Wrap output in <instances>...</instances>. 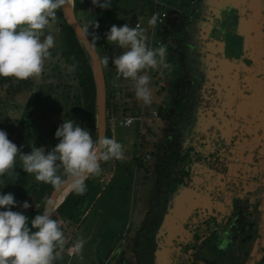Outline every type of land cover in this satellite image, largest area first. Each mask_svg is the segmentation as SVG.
Instances as JSON below:
<instances>
[{
  "label": "rangeland",
  "instance_id": "1",
  "mask_svg": "<svg viewBox=\"0 0 264 264\" xmlns=\"http://www.w3.org/2000/svg\"><path fill=\"white\" fill-rule=\"evenodd\" d=\"M70 1L72 2V0ZM122 2L123 6L121 10L127 13L125 15L118 14L115 21L108 22V31L112 25L119 27L125 23L129 24L131 27H135L136 20L144 17V9H146L148 0H122ZM158 2L161 4L162 8H160L164 10L168 16L173 18L172 27L169 31L170 35H168L169 44L164 41V46H166L167 49L165 62L170 65V68L160 66L157 69H152L156 74L152 77L148 85L151 91V104H145L142 100H138L135 93L132 92L134 91L132 81L126 80L122 76H120L122 77L121 81L117 79L112 80V83L109 84L110 86H107V94L109 96L112 93V103L114 102L120 105L119 110H123V107L128 108L132 111V113L129 114L133 115L137 107H143L144 118L141 123L140 121H135L130 127L115 125L114 133H111V138H115L123 145L125 158L124 160L112 159L107 162H101V174L99 176H89L85 179L86 189L89 193L96 194V197L91 201V206L85 220L76 226L66 225L63 231L72 244L78 238H83V248L78 253L76 252L73 257H67L62 264H97L102 259L106 261L104 264H155L153 260L154 256L156 261L158 260L156 264H166L164 262V259L167 258L166 253L170 254L168 258L169 264L171 261L174 262V264H199L192 260V250L195 251V253L197 252L196 255L198 258L203 259L206 264L210 262L214 264H245L247 260H245L244 255L249 254L250 256L252 252L250 244L246 245L240 242L243 237L237 235V228H234L232 225L233 221L229 220L228 222L217 218L213 209L208 210L206 214L204 212H199V210L193 217L190 215L186 216L184 221L180 219L176 220V223L184 225V228L186 227V231L191 236L185 242L186 244H181L178 248V243L184 242V238L188 237L186 236L187 232L180 234L182 230H180L179 225H174V230L169 231L165 224V220L168 213H170L171 203L177 201V197L181 192L188 189V186L185 185L183 189L181 184H178L179 180L174 179L173 174L170 176L164 171L162 175L153 167L152 163L154 159L149 164L150 173H148V180L146 182L143 183L142 181L145 176L143 171L144 168L141 169L139 173L135 171V165L132 159H134L135 155L139 152L136 151V145L137 142H139L138 139H140V136H143L142 139L145 142L144 146L140 145V148H142L140 154L144 155L152 142L158 144V139L164 140L161 135V130L168 121V112L171 111V113H174L178 111L177 108L173 107L178 101L179 96L176 93L174 82V78L178 75V68L173 61L172 47L174 46L175 40L179 42L181 39V33L175 28V25L178 21L180 23L182 11L191 8V4L190 0H158ZM59 17L58 15L57 20ZM232 18L230 24L226 21L222 26L224 28L231 27L234 29L236 19L234 20V16ZM145 19L146 18H144V20ZM57 20L55 23L50 22L49 28L45 30L46 34L50 31L55 40L57 38ZM144 20L143 25L145 24ZM143 25L141 27L142 29L144 27ZM216 34H219V31ZM225 35L227 37L226 39L230 40L231 48L234 49L235 42L233 38H236V36H232L233 34L231 32L225 33ZM191 42V47L194 46L197 49L203 45H201L199 41H195L193 44ZM109 47L110 53L107 56L110 58V70L112 73L114 71L117 73L115 66L112 64L111 57L120 55L125 49H121L117 45L112 44H109ZM53 48L50 49V57L44 62L43 74L38 78L33 77V90L36 91L40 89L42 93L35 99L30 96L34 91H26L20 94L16 99L19 106L29 102L31 114L27 116V118L31 119L32 117L41 123L43 121L48 124L49 127L59 122L60 114L57 100L55 101L52 97L49 99L45 96V87L51 80L49 77L47 78L45 74L55 73L61 69V65L57 61V55H53ZM195 52L197 54V51ZM52 69H54V71ZM150 74L152 75L153 73L151 72ZM118 76L117 73V77ZM114 84L117 85L116 88L113 87ZM130 92L133 96L129 95ZM164 108L165 113L163 117ZM11 109L12 107L1 108L0 119L4 117H20L22 112L21 109L19 111ZM152 111H156L158 117H153ZM135 115L140 116L141 112ZM189 125L191 128L190 133L193 134L192 132L194 131L196 123L192 121L189 122ZM107 128H110L109 117L107 120ZM52 133L53 130L50 128L48 134L51 135ZM52 136H55V134ZM52 142L58 144L59 139L55 136ZM144 142H142V144ZM246 148L247 144L239 145L240 151L238 152V155L242 157L240 162L242 165H245L241 166L244 168L243 172L245 174L249 172L250 167L247 166V164L251 161V159H244L242 156ZM150 149L152 151L155 150L154 147H150ZM260 150L264 151V145L259 148V151ZM258 159L259 161H257V163H264L259 156ZM172 162H174V160H172L171 157L170 163ZM151 172H155L156 176ZM243 172L235 176L239 186L247 183V175L243 176ZM181 173L184 175V170L176 171V176H181ZM259 178H263V176ZM257 183H259V180ZM230 188L232 189V187ZM233 189L237 188L233 186ZM208 190L210 191V189ZM241 191L244 190L241 189ZM263 192V187L258 188L255 192L251 193L249 197H244L243 200H246L249 206L253 205L251 207L252 209H244L234 202L235 208L233 209L236 211L235 214L242 209L241 213H245L246 219H252V217H250L251 214L256 218L259 224L260 218H257L258 215L255 213V207L256 205L260 206ZM63 196L64 195L59 198V202L62 201ZM163 199L166 200L165 203H163ZM227 200L228 199L225 200V204ZM168 201L171 202L167 205ZM215 201L216 203L221 202L218 198L215 199ZM213 206L215 207L216 204ZM222 208L225 209V206L220 204L217 212L222 213L224 210ZM128 227L129 231L126 233ZM122 231L126 233L125 238L123 236L121 237ZM222 243L226 244V247L223 249L219 247ZM157 244H159L158 247L164 249L159 250L157 252L158 255L156 253ZM108 245L109 249L112 250V255L106 259L108 257ZM180 249L181 255H178ZM160 252H163L164 258L163 256L161 257ZM104 254L105 258H103Z\"/></svg>",
  "mask_w": 264,
  "mask_h": 264
},
{
  "label": "clouds",
  "instance_id": "2",
  "mask_svg": "<svg viewBox=\"0 0 264 264\" xmlns=\"http://www.w3.org/2000/svg\"><path fill=\"white\" fill-rule=\"evenodd\" d=\"M68 0H0V77H15L25 80L40 77L44 62L50 57L55 46L54 36L46 29L50 22L57 20V11L67 5ZM92 4L102 9L111 7V0H92ZM157 14H153L148 24L155 27ZM99 28L96 21H90L82 31L89 27ZM107 42L125 49L120 55L111 57L112 64L119 76L131 80L138 100L151 104V91L148 87L150 76L141 74L146 69L162 66L170 68L165 62L166 46L150 48L145 30L125 23L112 25L105 33ZM100 37L93 34L92 42ZM105 55L101 63L109 64ZM76 65L68 66V71H75ZM59 143L45 153V148L32 147L30 154H23L4 130H0V176L15 169L19 157L23 170L34 174L38 182L50 184L55 189L69 187L77 194L86 191L85 179L101 174V162L112 159L124 160L123 145L115 138L100 136L93 140L92 134L74 121L64 120L55 132ZM52 200L46 201L42 214L31 221L17 211L10 210L16 205L12 193L0 194V264H54L62 259V253L68 244V238L61 230L60 223L52 218L50 207ZM23 208L30 205L23 203ZM83 238L73 242L75 251L82 250ZM221 249L226 244L219 245Z\"/></svg>",
  "mask_w": 264,
  "mask_h": 264
},
{
  "label": "trees",
  "instance_id": "3",
  "mask_svg": "<svg viewBox=\"0 0 264 264\" xmlns=\"http://www.w3.org/2000/svg\"><path fill=\"white\" fill-rule=\"evenodd\" d=\"M101 3L104 0H100ZM149 15L154 13L152 7L156 4L155 0H148ZM76 20L83 29L90 21H96L99 24V28L89 27L88 32H84L90 43L92 42L93 34L100 38L91 43L102 61L105 55H109L110 47L107 43L105 33L108 32V22L115 21L118 14L125 15L127 12L121 10L123 6L122 0H111V7L102 9L92 4V0H72L71 2ZM157 6V11H162ZM60 16L57 20V38L56 46L53 48L54 54L57 55V61L61 65V69L57 72L46 73V77L51 80L45 87V96L50 99L52 97L59 103V122L52 127L42 121L38 122L36 119L27 118L30 116L31 110L29 102L25 104H19L16 102L17 97L26 91H34L33 78L20 80L15 77H0V107L8 108L12 107L13 110H22L20 117L14 118L4 117L0 119V130H4L8 138L17 145L23 154H30L32 147L45 148V153L55 147V143L52 141L55 139V131L62 125L64 120H72L75 124L85 128L92 134L93 140H97L96 135V106H95V88L90 67V58L82 47L80 42L76 39V36L72 30L64 22L61 13L57 11V16ZM60 20V21H59ZM52 51V50H51ZM76 65L75 71L69 72L68 66ZM102 65L103 77L106 88V134L105 136L111 138V132L107 128V120L111 115L116 117H123L132 113L128 108L123 107V110H119L118 104L112 103V93L108 96L107 86L109 87L112 80H122V77L117 73L110 70L111 63L107 66ZM47 69V68H46ZM45 69V72H46ZM54 71V69H52ZM44 72V71H43ZM43 74V73H42ZM134 93V91H132ZM42 93L40 89L32 92L30 96L37 99ZM133 96V94H129ZM0 108V109H1ZM11 109V110H12ZM137 109L134 114H136ZM133 114V115H134ZM51 128L53 133L48 134V130ZM51 137V139H50ZM53 137V139H52ZM162 146V145H161ZM163 148V146H162ZM136 168V173H139L143 169L142 165L137 164L136 158L132 159ZM144 177L143 183L148 180L147 169H143ZM155 174V173H153ZM54 190L50 184L38 182L35 179L34 174L26 173L22 168V162L19 157L16 159L15 169L0 176V194L12 193L16 201V205L11 207L10 210L17 211L24 214L29 220V227L31 228L30 221L38 214L43 213V208L48 200L51 192ZM96 197V194H91L86 191L84 194H77L75 191H69L64 199L52 213V218L60 223L61 230L64 231L65 226H73L82 223L86 218L91 206V201ZM27 202L30 207L23 208V203ZM257 206L255 207V213L257 214ZM8 210L0 208V211ZM252 219H246L245 214H238L233 219V227L237 228V235L243 237L240 242L242 244H250L251 248L257 238L258 222L253 215L250 214ZM66 245L65 251L62 253V259H57L54 264H62L67 257V249L70 246ZM250 248V250H251ZM196 253L192 254V260L195 263L206 264V262L198 258ZM73 257V256H72ZM245 260H248L249 254L244 255ZM208 264H214L212 262ZM256 264H264V253L262 258Z\"/></svg>",
  "mask_w": 264,
  "mask_h": 264
},
{
  "label": "crops",
  "instance_id": "4",
  "mask_svg": "<svg viewBox=\"0 0 264 264\" xmlns=\"http://www.w3.org/2000/svg\"><path fill=\"white\" fill-rule=\"evenodd\" d=\"M155 3H156L155 5H159V8L161 7V4L158 2V0H155ZM190 4L192 5L191 2ZM231 4L233 5L231 6ZM199 5H200L199 6L200 8H204V10H207V11L213 8L215 17L219 20L218 27L216 29L217 31H219V34H217V37L215 38H212V39L209 38V41H211L213 44L210 43L208 45L205 42V40L203 42L205 43L203 46L207 50L206 49L202 50L203 55L206 56V59H203L202 62L198 63L200 67L202 66V68H199L202 70V71L200 70V73L205 72L206 67L203 64L206 61L208 65L207 69H209V72L211 73L209 74V78H211L210 81L213 82L214 85H211L206 90L199 91L200 93L199 103H198L199 106L196 108L199 109V111L201 110L205 112L207 115L210 113L211 117L214 119L216 123L223 122L224 118L233 117L236 114V119L241 121V127H242L241 136H240L241 143H240V139L238 140V142L242 145L248 144L249 141L255 139V137L259 135L256 134L255 136H252L248 134L246 130V125L248 122L247 120H250V118L253 115V112L258 110L260 111V114H261V120L264 121V113L262 111L264 110V81H263L264 79H262L261 76L257 75L259 74L258 72L253 73L252 75L248 73L251 70H254L253 68H257V65L260 67V65L264 64V57H261V55H264V0H200ZM149 6L150 5L147 4L146 9H144V17L146 15L147 16L149 15V11H148ZM154 6L152 7V9L154 8ZM233 6L236 8L234 9ZM162 11L163 13L166 14L167 19L165 21V28L161 27L160 35L162 36L163 33H166V36L168 39V35H170L169 31L172 27V21L170 22L169 20L170 16H168L164 10ZM184 12L185 11H182V14H184ZM231 15L234 16V20L236 19L235 20L236 24L234 26L235 28L232 29L230 27L231 30L233 32L235 31V33H237L240 37L243 38L244 48L245 46H247V44H250L252 48L249 50L251 52L250 61L252 62L251 66L253 68L248 67L247 65H244L243 62L232 61L231 59H229L230 57L223 56L225 41L229 42L228 53L232 55L235 52L234 49L231 48L230 40H227L226 39L227 37L225 35V33L231 32L230 28L229 27L224 28L222 26L226 21L229 22V24L232 22L233 16ZM208 16H211V15H208ZM139 19H142V18H139ZM209 47L211 49H208ZM210 65H212V67H210ZM243 70H246L248 77H246V75L244 76V78L242 77L241 74ZM151 72L153 73L152 75L150 74ZM145 74L150 76V78L152 79V77H154L156 73L154 70L149 69L148 72H146ZM197 79H201V77ZM232 82H234V85H232ZM242 83H246L247 86L249 85L250 88L253 89L252 90L253 93L250 95H247V93H244V89L239 88L240 84ZM254 108H256V110H254ZM230 111L231 113H233V115H228ZM138 112H141V107H137L136 114ZM163 113H165V108L163 110ZM167 118H168V114H167ZM168 124H169V129H170L171 124L174 125L173 123L170 122V118H168V121L165 124V126L167 127ZM208 124L204 128L205 131H208L211 127V125H208ZM171 129H174V126H172ZM183 132L185 133L189 132V128L185 129V131ZM198 134H200V136L199 137L197 136L198 141L196 145H197V152L199 153L198 155L200 156L195 155L194 157H192L190 154L188 155V153L187 154L185 153L187 150H190V148L188 147L190 146L191 142L188 141L187 149L185 148L186 150L184 149L183 152L181 151V152H178V154H175L174 158L177 157L175 159V163L174 162L170 163V161L168 162L167 160V158L169 159L170 157L168 156L169 154L164 157V150L162 151V146L160 144L152 142L151 148L154 147L155 148L154 151L156 152L152 155L151 160L147 163L148 167L145 168L143 166V168L147 169L150 172L149 164L154 159L152 165L162 175H163V172L165 171L166 174L170 176L174 174V176L176 177V171L184 170V175L183 173H181V176L183 177V179L182 177H180V178H177V180H179L178 184L179 185L181 184V187L183 189L185 188L184 187L185 185L188 186V189L186 190L185 192L186 194L184 195V198H182L183 199L182 201L180 202L175 201L171 205V207L173 205L176 206V204L178 205L174 209L177 210L178 212L177 213L178 218L177 217L176 218L178 220L180 219L181 221H184L186 216L192 214L193 211H195V209L202 208L203 206L202 202L204 203L206 198L204 196L199 197V193H200V190L198 187L199 184H203L204 187L206 186L210 187L211 184L216 183L217 184L216 188H218L219 190L220 188L218 186H220L221 189L225 188L226 190L231 189L230 187L233 188L234 186L235 188H238L239 190L244 189L245 192L248 191V185L252 184L251 181H246L247 183L241 184V186H239V184L236 182L238 180L237 178L235 179V176H238V173L243 172L244 168L241 166H245V165H242L241 162L238 163L237 161L238 157L240 158L242 157L238 155V152L234 151L235 150L234 148H231L229 146V144L232 142V139H233L232 128L230 132L227 133L230 135V143L228 142V144H226L227 147H224V148L221 145L222 147L218 149L217 152H216L217 148L216 149L212 148L211 150H209L210 146H209L208 140L206 138L204 139V133L202 131L201 133H198ZM215 134H214V137H216ZM220 134L223 137V142L225 143L226 138L224 134L221 131H220ZM236 134L237 132L234 133V135ZM207 135L208 133L205 132V136ZM200 146H201V149L199 148ZM205 156H207L206 164L204 162ZM242 156L244 157V159H246L248 155L245 153H242ZM196 157L200 159L201 161V163H199L200 165L198 164L199 160L196 159ZM190 164H192L191 167H190ZM135 171H136V168H135ZM151 173L153 174L155 172H151ZM247 173L245 174L243 172V176L247 175ZM154 176H156V173L154 174ZM210 176H213L212 180L214 182H212V180L209 181L208 178ZM249 187L251 188V186ZM183 189H180V190H183ZM165 201L166 200L163 199V203H165ZM170 202L171 201H168L167 205L170 204ZM206 202H209V200ZM207 204L210 205L209 203ZM258 206H257V209H259ZM85 215H87V213ZM174 225H179V227H181L180 230H182V232L180 234L187 232L186 227L184 228V225L178 224L175 221L170 224L171 226L170 231L174 230L173 228ZM128 231H129V227L127 228L126 233ZM126 233L122 231L121 237L123 236L125 238ZM186 236H189L188 232ZM126 239L131 240L129 238H126ZM69 245H73V244L70 242ZM156 246H155L156 253L159 250H164L163 248L158 247L159 244H157ZM111 253H112V250L109 249V245H108V251H107L108 257L106 259H108L112 255ZM166 254L165 255L167 256V258L164 259V262L166 264L167 263L169 264L168 258L170 254L168 253ZM160 255L161 257L163 256L164 258L163 252H160ZM103 258H105V254L103 255ZM153 260L155 264L158 261V260L156 261L155 256ZM104 263H106V261L102 259L97 264H104Z\"/></svg>",
  "mask_w": 264,
  "mask_h": 264
},
{
  "label": "flooded vegetation",
  "instance_id": "5",
  "mask_svg": "<svg viewBox=\"0 0 264 264\" xmlns=\"http://www.w3.org/2000/svg\"><path fill=\"white\" fill-rule=\"evenodd\" d=\"M190 2L192 3V5H190L191 8L186 9L184 14L180 15L182 19L180 23L178 21L175 25V28L181 33V39L179 40V42H176L175 40L174 46L172 47L173 61L175 63V66L178 68V75L174 78V82L176 86V92L179 96L178 101L175 103L173 107L177 108L178 111H180L183 108L186 111V113L185 115H181V117H176L177 116L176 112L171 113L170 111L168 113V118H170V122L173 123V118L175 117L177 118V121L173 123L174 125L172 124L170 125V129H169V124H168L167 127L166 126L164 127L165 129L163 128L161 130V135L164 140L158 139V144L163 146L162 151L164 150V157L169 154L168 156L172 157V160H174V163H175V159L177 158V157L174 158V155L178 154V152H181V151L183 152L185 148L187 149L188 141L191 142L190 146L188 147L190 148V150L186 151L188 155L190 154L192 157H194L195 155L199 154L197 152V145H196L198 141L197 136L196 135L193 136L190 133V131L187 133L183 132L185 131V129H188V128L191 130L189 122L194 121L196 123L194 130L201 129V131L204 133V139L206 138L208 140V143L210 146L209 150H211L212 148L213 149L217 148L216 149V152H217L218 149L222 147L221 145L220 147H217L216 139L220 138V136H218L220 132L216 130L217 129L216 122L214 121V119H211L209 115H207L205 112L201 110L199 111V109L188 106L189 105L188 101L192 99L193 96H195L196 94V92L193 94L194 92L193 82L195 81V79H197L198 75H200L201 69L199 68H202V66L200 67V65H198V67H195L194 64H198L202 62L203 59H206V56L203 55V51H202L203 49H206L203 46L205 44L203 42L205 40V42L209 45L210 43H212L211 41H209V38L212 39V38L217 37L216 33H218V31L216 29L218 27L219 20L215 17L213 8L209 11L204 10V8H200L199 7L200 0H191ZM207 14L211 16H208ZM199 16L201 17V19L199 18ZM172 20L173 18L170 17V21ZM231 33L233 34L232 36H236V38H233V41L235 42V47H234L235 52L232 55L228 53L229 42L225 41L223 56L230 57L229 59H231L232 61L243 62L244 65H247L248 67H252L251 66L252 62L250 61L251 52L250 50L249 51L245 50L243 38L240 37L237 33H235V31L234 32L231 31ZM189 41L190 42L192 41L191 42L192 44L195 43V41L197 42L199 41V43L203 45L197 49L194 46L191 47ZM208 49H211V48L209 47ZM196 50H197V54L195 52ZM191 55L194 57L191 58ZM261 57H264V55H261ZM263 65H260V67L257 65V68L252 67L254 70H251L248 73L252 75L253 73L258 72L259 74L257 75L261 76L262 79H264ZM241 75L243 78L245 75L246 77H248L246 70H243ZM191 79H193L194 81L190 82ZM232 85H234V82H232ZM239 88L244 89V93H247V95H250L253 93L252 92L253 89H251L249 85L247 86L246 83L240 84ZM254 110H256V108H254ZM262 111L264 113V110ZM163 117H164V113H163ZM211 120L213 121V125L211 123ZM247 121L248 122L246 125V130L248 134L252 136H255L256 134L259 135L255 137V139L249 141V143L247 144V148L244 149L245 151L243 150L244 153L248 155L247 158L251 159V161L247 164V166H249L250 169H249L246 179L247 181L252 182V184L248 185V191L246 192L241 191V189L239 190L238 188L237 189L232 188V189L226 190L225 188L221 189V187L218 186L220 188L219 190L218 188H216L217 184L213 183L210 185L211 186L210 191L207 192L206 187H204L203 184H199L198 185L199 190H200L199 197H203V196L205 197L207 195L204 203L202 202V205L204 207L202 206V208L195 209V211H193V213L190 214V216L193 217L194 214L198 212L199 210L206 214L208 210L213 209L216 213L217 218H220L224 221L226 220L228 222L229 220L233 221V219L237 217L238 214H245V213H241L242 209L237 211V214H235L236 211L233 209L235 208L234 202L244 209H249L253 205L249 206L246 203V200H243L244 197L245 196L249 197V195L255 192L258 188L263 187L264 189V186H263L264 163L262 162L257 163V161H259L258 156L261 158L262 161H264V151L263 150L259 151V148L264 145V121L261 120V114H260V111L258 110L254 111L250 120H247ZM207 124L211 125V127L208 131H205L204 128ZM218 125L221 127L220 131L224 134V136H226L227 133L230 132L232 128L233 139H232V143H230L229 146L231 148H234L235 152H239L240 151L239 145L240 146L242 145L240 144L241 143L240 136H241L242 127H241V121L236 119V114L233 117L224 118L223 122L218 123ZM172 126H174V129H171ZM205 132L208 133L207 136H205ZM213 132H215L216 134ZM235 132H237L236 135H234ZM214 134L216 137H214ZM239 139H240V143L238 142ZM199 148L201 149V146ZM170 159L167 158L168 162L170 161ZM241 159L242 158L238 157L237 161L240 162ZM191 166L192 164H190V167ZM261 176H263V178H259ZM180 177L182 176H176L174 179L177 180V178H180ZM258 180H259V183H257ZM212 182L214 181L212 180ZM249 186H251V188ZM217 198L220 199L221 201L220 203H216L215 199ZM226 199L228 200H227V203L225 204ZM208 200L209 202H206ZM207 203H209L210 205H208ZM214 204H216L215 207L213 206ZM220 204L225 206V209L222 208L224 209L222 213L217 212L218 208L220 207ZM257 215H258L257 218H259L260 214H259L258 209H257ZM190 237L191 236L189 234L188 237L184 238V242L178 243V248L181 246V244H186L185 242ZM194 253L195 251L193 252L192 250L191 255ZM178 255H181V249ZM170 264H174V262L171 261Z\"/></svg>",
  "mask_w": 264,
  "mask_h": 264
},
{
  "label": "water",
  "instance_id": "6",
  "mask_svg": "<svg viewBox=\"0 0 264 264\" xmlns=\"http://www.w3.org/2000/svg\"><path fill=\"white\" fill-rule=\"evenodd\" d=\"M232 5L233 4H231V6ZM235 8L236 7H234V9ZM59 12L61 13V16H62L64 22L72 30V32L76 36V39L80 42V44L85 49V51L87 52V54L90 58V67H91V73H92L94 88H95L96 135H97V140H98V138L100 136H105V134H106V88H105V82H104L100 58L96 52V49L90 43L89 39L85 35L84 31H82L81 26L79 25L78 21L76 20V17H75V14H74V11H73V8L71 5V1L68 0L67 5H65L61 10H59ZM199 18L201 19L200 16H199ZM249 49H252V48H251L250 44H247V46H245V50H249ZM193 57L194 56L191 55V58H193ZM198 65L199 64H194L195 67H198ZM203 65H205L206 70L204 73L201 72L200 75H198V77H197V78L201 77V79H195V81L193 79L190 80V82L194 81L193 82V89H194L193 94L196 92L195 96H193V98L188 101V103H189L188 106H190V107L196 108L199 106L198 103H199V97H200V93H199L200 90H206L211 85H214V83L210 81L211 78H209V74H211V73L209 72V69H207L208 68L207 62L205 61ZM210 67H212V65H210ZM191 68H192V66H191ZM211 89H213V88H211ZM185 113H186V111L182 108L180 111H176V115H177L176 117H181V115H185ZM208 115L211 119H213L211 117L210 113ZM228 115H233V113H231V111H230L228 113ZM176 117L173 118V123H175L177 121ZM211 123L213 125L212 120H211ZM216 128H217L216 130L218 132H220L221 127L218 125V122L216 123ZM189 131H190V129H189ZM192 133H193L192 134L193 136L196 135L199 137L200 134H198V133H201V129H195ZM219 136H220V138L216 139L217 140L216 143L219 144V145H217V147H220V145H222L223 148L227 147L226 144H228V142L230 143V135L227 134V136H225V138H226V141L224 139L225 143L223 142V137L221 136V134ZM197 156H200V155H197ZM196 159H198V157H196ZM204 159H205L204 162L206 164L207 163V156H205ZM198 160L200 161V159H198ZM199 161H198V164L201 163V161L200 162ZM193 174H195V173H193ZM212 177L213 176H210L208 178L209 181L212 180ZM210 187L206 186V188H208V189H210ZM208 189H206L207 192L209 191ZM186 190L181 192V194L177 197V202H180L183 200L182 198H184V195L186 194L185 193ZM69 191H71V189L67 186H64L61 189H55L54 188V190L51 192V194L48 198V200L53 201V204L51 206H49L51 214L53 213L55 208L58 206V204H60L62 202V201L59 202V198L62 195L65 196ZM64 196H63V199H64ZM261 197L262 198H261L260 206L258 209L259 214H260V217H259L260 223L258 224L257 238L254 242L253 247H252V252H251V254H250V256H249V258L245 264H256L262 258L263 253H264V192L262 193ZM45 206H46V203L44 205V208H45ZM176 206H178V205L176 204ZM176 206L173 205L171 207V210H169L170 213H168V215L166 216L165 224L168 227L169 231H170V227H171L170 224L174 221L176 222V220L178 218V214H177L178 212H177V210L174 209V208H176ZM44 208H43V211H44ZM179 228H181V227H179Z\"/></svg>",
  "mask_w": 264,
  "mask_h": 264
},
{
  "label": "built area",
  "instance_id": "7",
  "mask_svg": "<svg viewBox=\"0 0 264 264\" xmlns=\"http://www.w3.org/2000/svg\"><path fill=\"white\" fill-rule=\"evenodd\" d=\"M154 13L153 14H157L158 16V21L155 27H152L148 24V20L152 17L153 14L151 15H146L145 17H143L142 19H139L135 22V26L136 24H139L140 27H142L143 25V20L144 18H146L144 20L145 24L143 25V29L146 31V36L148 37L147 40V44L150 48H157L160 46H164V41H166L167 44H169L166 33H163L162 36L160 35V31H161V27L165 28V21H166V14L163 13V11H157V6H154L153 8ZM168 17V16H167ZM149 69L144 70V72H142L141 74H145L146 72H148ZM114 88L117 87L116 84L113 85ZM143 110L144 108H141V115L137 116V115H131L128 114L126 116L123 117H116L115 115H111L109 118V122H110V128L109 131L113 134L114 133V127L116 126H120V127H130L135 121H140V123L142 122L144 116H143ZM152 116L153 117H158V113L156 111H152ZM143 136H140L139 142H137V154L135 155L137 164H140L142 166H144L145 168L148 167V162L151 160L152 155L156 152V151H152L150 149L151 145L149 146L148 150L145 151L144 155L140 154V150L142 148H140V145H145V142L142 139ZM142 142H144L142 144ZM77 251L74 250V248L72 247V245H70L67 249V253L69 257H72L73 255H75Z\"/></svg>",
  "mask_w": 264,
  "mask_h": 264
}]
</instances>
